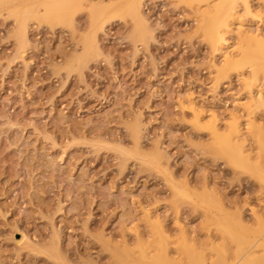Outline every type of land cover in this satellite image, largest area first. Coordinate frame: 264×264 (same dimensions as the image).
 I'll list each match as a JSON object with an SVG mask.
<instances>
[{"label":"rangeland","instance_id":"1","mask_svg":"<svg viewBox=\"0 0 264 264\" xmlns=\"http://www.w3.org/2000/svg\"><path fill=\"white\" fill-rule=\"evenodd\" d=\"M247 36L264 49V0H0V264H148L186 236L235 253L219 221H264V176L219 149L238 123L261 160Z\"/></svg>","mask_w":264,"mask_h":264},{"label":"bare ground","instance_id":"2","mask_svg":"<svg viewBox=\"0 0 264 264\" xmlns=\"http://www.w3.org/2000/svg\"><path fill=\"white\" fill-rule=\"evenodd\" d=\"M14 1V0H13ZM6 2V1H5ZM217 2V1H216ZM238 2V1H237ZM250 3V2H249ZM2 4V3H1ZM215 4V3H214ZM213 4V5H214ZM236 4V3H235ZM52 3L48 4L46 3L41 7L43 10H48L50 6L52 7ZM212 5V7H213ZM217 6V5H215ZM37 10V9H36ZM140 10V9H139ZM197 10V9H196ZM199 10V8H198ZM235 10V9H234ZM251 10V9H250ZM204 11V10H203ZM215 11V10H214ZM197 12V11H196ZM208 12V11H207ZM211 12V10H210ZM23 15L28 14V10L26 11H20ZM202 13V12H201ZM206 13V11H205ZM213 13V12H212ZM252 13V12H251ZM142 15V14H141ZM17 16V15H16ZM139 16V15H138ZM258 16V15H257ZM19 17V15H18ZM21 17V16H20ZM43 17V16H42ZM37 18V17H36ZM202 18V17H199ZM238 18V17H237ZM261 18V17H260ZM27 20V19H26ZM51 20V19H50ZM140 20V18H139ZM145 20V19H144ZM199 20V19H198ZM19 23V19L17 20ZM203 21V20H202ZM229 21V20H228ZM23 22V21H22ZM141 22V21H140ZM230 22V21H229ZM24 23V22H23ZM231 23V22H230ZM245 23V21H244ZM201 24V23H200ZM207 28L209 32L212 35L213 40L215 43H220L221 41L225 40L223 34L221 33V27L223 26H230L227 23V20L225 18H219L214 17L213 19H210L207 21ZM248 24V23H247ZM240 26V25H239ZM24 27V26H23ZM28 27V26H27ZM146 27V26H145ZM237 27V26H236ZM148 28V27H147ZM225 28V27H224ZM242 28V27H241ZM244 28V27H243ZM246 28V27H245ZM235 31V28H233ZM237 29H239L237 27ZM250 29V28H249ZM246 28L247 32H250V30ZM262 29V28H261ZM260 29V30H261ZM19 30V29H18ZM135 30V29H134ZM137 31V30H136ZM232 31V32H234ZM239 31V30H238ZM22 32V31H21ZM25 32V31H24ZM135 32V31H134ZM205 32V31H204ZM23 33V32H22ZM142 33V32H141ZM137 34V33H136ZM205 34V33H204ZM227 34V32H226ZM229 34V33H228ZM227 34V35H228ZM254 34V33H252ZM22 35V34H21ZM95 35V34H94ZM206 35V34H205ZM242 35V34H241ZM258 35V34H257ZM20 36V34H19ZM207 36V35H206ZM226 37V36H225ZM243 37V36H241ZM228 38V37H227ZM238 39V38H237ZM252 37L247 36L244 41H246V47H245V55L246 57H252L254 58V61L257 65V67H260L264 65V49H263V41L261 39L258 40L259 46L257 48H254L252 46ZM24 41V40H23ZM23 43V42H22ZM90 43V42H89ZM93 43V42H92ZM26 44V43H25ZM24 44V45H25ZM97 44V43H96ZM95 44V45H96ZM93 45V44H92ZM98 45V44H97ZM93 47V46H92ZM95 47V46H94ZM219 47V46H218ZM98 48V47H97ZM220 48V47H219ZM218 49V48H216ZM230 49V48H228ZM239 50V49H238ZM91 51V50H90ZM229 52V51H228ZM233 54V53H232ZM235 54V53H234ZM230 57V56H229ZM232 57V56H231ZM236 57V56H235ZM226 63V62H225ZM224 63V64H225ZM255 64V65H256ZM223 66V65H222ZM218 70V69H217ZM261 73V72H260ZM263 74V73H262ZM260 76V75H259ZM254 83V82H253ZM253 86V85H252ZM255 95V93H254ZM256 96V95H255ZM251 102V101H250ZM252 106V105H251ZM245 109V108H244ZM239 118V117H238ZM238 120V119H237ZM203 121V119H202ZM243 125V123H242ZM229 126V125H228ZM137 129V127H136ZM231 136L227 138V140L220 139V148L221 151L224 154L229 155L233 163L239 167H243L246 169L252 170L255 174L258 176L263 177L264 176V133L260 130V128H255L256 131H259L260 135V147L262 150L261 160L257 163L251 162V157L249 154H247L246 150L243 147V144L239 141V139H236V135L240 131V125L238 123H235L233 127L231 128ZM135 130V129H134ZM138 130V129H137ZM221 131V130H220ZM136 132V131H135ZM141 132V130H140ZM213 132V130H212ZM225 132V131H224ZM139 133V132H137ZM227 133V132H226ZM135 134V133H134ZM138 136V135H136ZM139 139V138H138ZM256 139V138H255ZM136 141V140H135ZM139 142V141H138ZM137 144V143H136ZM139 145V143H138ZM139 147V146H138ZM138 153V152H137ZM142 154V153H140ZM138 155V154H137ZM163 155V154H162ZM142 158V157H141ZM151 160V159H150ZM164 160V159H162ZM149 161V160H148ZM150 162V161H149ZM147 163V162H146ZM158 163V162H157ZM164 163V162H163ZM231 163V162H230ZM151 164V163H150ZM160 165V164H159ZM207 209V208H206ZM209 211V210H208ZM154 215V214H153ZM156 217V216H155ZM153 217V218H155ZM157 218V217H156ZM148 219V218H146ZM152 219V218H151ZM149 220V219H148ZM156 220V219H155ZM244 219L241 218L240 222L243 224ZM246 223V222H245ZM160 224V223H159ZM224 232H228L230 235H232L235 240L234 242H237V250L236 252H231L228 248L220 258H211L213 256H209L207 253L199 252L195 249L192 245L193 238L185 237L184 244H181L179 248L176 250V254L171 252L169 248L164 245L162 247L161 252L153 253L150 257L146 256L144 257L146 262L148 264H264V221H262L261 227L257 230H253V232L248 231L246 227H242L241 229L236 228V226L228 223L226 220H220L218 224ZM162 226V225H161ZM164 228V227H163ZM188 229V228H187ZM183 234H187V231L183 229ZM227 233V234H228ZM171 236V235H170ZM230 237V236H229ZM223 239V238H222ZM209 240V239H206ZM226 240V239H225ZM231 240V239H230ZM233 240V239H232ZM176 242V241H175ZM198 242V241H197ZM196 242V243H197ZM219 242V241H218ZM228 242V241H227ZM230 242V241H229ZM228 242V243H229ZM207 244V243H206ZM209 246L211 244L212 248H216L215 246L216 241L210 240V243H208ZM233 245V244H232ZM186 248H189L187 251H182V249L185 250ZM228 247V246H226ZM202 248V247H201ZM222 249V247L220 246ZM235 249V247H233ZM176 249V248H175ZM206 249V248H205ZM205 251V250H204ZM157 252V251H156ZM217 253V252H216ZM217 256V255H216ZM119 257V256H118ZM127 257V256H126ZM215 257V256H214ZM123 258V257H122ZM125 258V257H124ZM132 261V260H131Z\"/></svg>","mask_w":264,"mask_h":264}]
</instances>
